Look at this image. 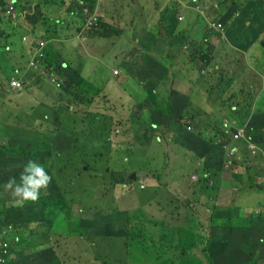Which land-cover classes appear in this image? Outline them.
Returning a JSON list of instances; mask_svg holds the SVG:
<instances>
[{
    "label": "rangeland",
    "instance_id": "374dc122",
    "mask_svg": "<svg viewBox=\"0 0 264 264\" xmlns=\"http://www.w3.org/2000/svg\"><path fill=\"white\" fill-rule=\"evenodd\" d=\"M3 1L5 8L13 7L11 17L15 21L6 22L5 11L1 10L0 32L11 33L13 27L17 26L16 34L12 36V41L17 39L16 43L14 46L10 45L8 51L11 59L10 67L19 65L24 69L27 49L24 48L23 43L20 44V35L35 37L39 33L40 26L43 27V31L45 28L50 31L46 40H42L47 43V51H54L52 29L54 28L56 33L61 31L59 26H54V21L60 19L70 23L68 20L55 18L58 14H67L68 10L63 3L55 7L49 0ZM106 1L109 3L108 6L112 4V0ZM224 2L225 0H197L192 6L191 2L184 0L181 5L185 18L182 23L187 29H192V32L187 33L188 37L185 41L193 43L194 52H200L193 53L194 60H192L189 52L183 50V44L179 43V59L175 57L171 59L172 72L169 74V79L172 82L176 81L177 72L186 67L188 72L194 73L196 83L203 84L204 81L209 90L207 99L202 93L203 103L198 106V111L177 114L175 122L168 120L159 128L153 127L154 129L146 131L141 129L137 132L139 122L130 120L120 111L121 104L124 105L125 102L121 95L130 85L135 87L137 81L134 77L126 79L124 76L126 71L120 77L114 76L115 71L119 72V67L116 65H120L121 61L115 60L109 53L101 57L99 63L90 61L85 63L84 58H76L78 56L73 50L62 49V55L54 52L59 63L71 61L73 64L70 67L75 74L72 85L62 91L45 84L37 76L35 82L31 87L28 86L23 94H9L2 97L0 149L4 151L9 147L10 150L9 155L0 151V159L4 160L0 163V212L6 211L0 216V240L7 244V249L3 253L4 261L0 264H50L55 258L61 264H152L147 258H142L138 254H136L138 261H135L131 254L128 256L125 237L91 236L86 239L63 236L59 233L50 236V244L42 248V245L46 244L44 237L49 236V232L58 227L61 217L51 227L49 222L51 209L42 210L40 205L23 208L27 202L22 205L17 204V197L13 196L10 189L4 187L10 176L17 174L18 177L29 160L45 164L49 173L51 171L53 173L54 184L43 189L41 196H48V188L60 183L62 192L58 189L59 193L67 204L71 203L73 213L82 218L106 216L108 212L114 211L105 201V196H113L114 208L124 211L121 214L114 213L121 219L128 216V212L125 211L141 207L150 217H156L157 214H160L161 218L166 217L163 219L169 225L166 226V231L174 232L176 235L173 226H184L188 219L198 216L199 235L209 238L213 236V211L217 207L225 208V211L231 212V215L240 213L245 233L256 243L259 259L264 261V228L250 231L252 221L260 217L251 209L257 206L259 201H264V150L257 144L259 142L264 145V130L261 129V125L264 127V73L260 75L261 71L253 66L255 58L251 60L254 68L250 64L252 54L261 49L264 40V36L259 33L264 24V0H249L247 4L245 0H236L234 8L229 11L226 10V6H231L234 0ZM156 3L160 4L161 1L157 0ZM107 5L103 7L105 17L101 20H107V17L114 14L112 7ZM44 6L47 7V11ZM239 7H242L240 15L237 13ZM63 12L65 14H62ZM250 12L255 14L248 15ZM233 14H237L240 24L236 28L230 27V33H236V37L229 39L232 41L228 40L227 35L223 39L217 33L208 30L207 22L210 19H219L225 28L227 23L235 20ZM110 19L113 20L111 17ZM72 24L76 29L78 21L73 19ZM248 24L251 26L246 27ZM101 30L102 28L97 26L92 33L96 34ZM108 32L105 34L107 39L101 40L104 49L107 46L111 47L118 40V36L114 34L115 25L110 26ZM154 32L160 34L163 39L175 41L174 34L168 37L159 27ZM3 41L0 43L4 44L5 40ZM243 44H246L247 48H244ZM5 46L8 47L7 44ZM166 57L165 54L161 55L163 61ZM153 59L157 62L155 58ZM79 60L81 63H77ZM206 63L211 64V68H207ZM122 68L129 70L125 64ZM213 70L216 71L214 75ZM80 71L83 72L82 80ZM145 79L149 81L153 77L148 75ZM219 82L222 83L220 86H218ZM179 85H185L190 92L189 86L181 80L177 81L176 89ZM210 85L217 88L211 90ZM163 106L165 112H170L169 104ZM106 116L113 118L111 134L108 138L112 144L108 143L107 147L113 157L112 165L109 164L112 170L92 173L88 170V174L85 172L87 168L80 165L79 172L82 169L84 171L82 173L58 175L54 172L53 170H57L58 162L67 157H62V154L56 156L54 152L59 148L56 150L52 148L60 147L64 153L68 152L71 158L72 154L84 148L79 143L89 139L98 142L97 133L103 128ZM14 125L17 126L16 129L23 130H19L21 139L11 138L10 128ZM240 126L247 129L248 142L256 149L248 151L242 148L239 160L228 167L230 172L219 176L212 174L213 170H208L210 164L207 163L211 153L207 138L212 139L213 132L220 130L229 135L237 131ZM185 127L184 138L182 131ZM54 132L55 144L47 146L45 140L51 141L50 135ZM133 144H139V149H134ZM73 147L75 151L72 150ZM138 152L141 153L140 156L146 158V161H139L137 169L139 171L131 177H139L140 183L135 185H142L145 192L140 198L133 194L137 186H134L129 194L125 189L113 192L114 186L110 182H118L119 174L127 176L131 173L132 167L135 166V161H132L131 157L133 153ZM144 162H147L146 169H150L148 172L142 169L141 163ZM204 168L207 170H199ZM232 173L238 177H234ZM194 176L197 180L192 179ZM216 182L219 190L213 189L212 184ZM148 191L155 199L141 200ZM116 227L117 225L102 226L101 229L114 230L117 229ZM153 232L152 229L151 233ZM250 251L247 247L242 253L249 254ZM194 252L199 255L197 249H194ZM220 255L222 264H233L231 261L228 263L223 254ZM151 259L156 262L161 261L162 257L153 253ZM195 262L199 264L197 259ZM175 264L182 262L177 260Z\"/></svg>",
    "mask_w": 264,
    "mask_h": 264
},
{
    "label": "trees",
    "instance_id": "16d2710c",
    "mask_svg": "<svg viewBox=\"0 0 264 264\" xmlns=\"http://www.w3.org/2000/svg\"><path fill=\"white\" fill-rule=\"evenodd\" d=\"M53 2L54 5L64 4V0H49ZM231 0H225L224 3H228ZM249 0H245V4H247ZM236 0H234L231 6H226V10L229 11L234 8ZM248 6V5H247ZM246 6V7H247ZM47 11V7H45ZM5 11V2L0 0V22L2 21V11ZM242 12V7H239L237 13L240 15ZM12 14V13H11ZM11 14L6 16V22L15 21L14 18L11 17ZM255 14V12H250L248 15ZM10 15V16H9ZM234 15V14H233ZM59 14L55 18H59ZM235 20L231 23H227L225 28L222 23L219 22V19H210L209 22L214 23L215 28L210 31L212 33H216L218 30H224L225 36L227 35L228 40L230 38L236 37V33H230V27L236 28L240 23L238 21L237 14L234 15ZM56 19L54 21V25L57 23ZM178 23V22H177ZM220 26V28H218ZM248 24L246 27H250ZM6 28V27H5ZM54 29V28H53ZM17 26L13 27V33H4L0 32V41L5 40V43H0V106L1 100L3 96L13 94L15 95V91L13 89H18L21 87H25L30 81L29 79L34 75L39 69H48V68H61V63L57 61V55H62V50L57 49L53 44L54 51H47V43L42 39L46 40V36L50 33L48 29L45 28L43 31V27L39 28V33L33 37L30 35L28 37H21L20 35V44L23 43L25 49H27V60L25 63V67L16 66L10 67L11 59L9 56V47L10 45H15L16 40L12 41V36L16 34ZM179 30L180 32H192V29L180 30L176 25L174 31ZM262 37L264 36V24L260 32ZM233 34V36H232ZM188 34L185 33V37ZM52 39L57 40L60 37L57 36V33L52 31ZM3 37V39H2ZM9 40V43L7 41ZM43 41V42H42ZM232 41V40H229ZM4 42V41H3ZM43 43V45H41ZM5 44L8 45L5 46ZM249 46V45H248ZM244 48H247L246 44H243ZM39 51L37 55L36 51ZM195 48L192 42L189 43V57L194 60L193 53L198 54L199 52H194ZM56 52V54L54 53ZM258 52V53H257ZM254 52L250 58V64L252 67V62L254 58V64L256 69H261L264 67V40L261 43V49L259 51ZM257 53V55H256ZM12 54L13 50H12ZM260 62V60H262ZM65 67L63 70V76L67 77H75L72 69L70 68L68 62H65ZM207 68H211V64L206 63ZM255 71V70H253ZM216 71L213 70V75ZM37 74V73H36ZM35 74V75H36ZM82 80V77H81ZM17 83L21 85L20 87H14L11 84ZM222 83L219 82L218 86ZM215 87V86H214ZM217 88V87H215ZM145 91V90H144ZM136 97V95H134ZM160 98V94L153 90H147L144 96V106H137L136 110L133 109V115L131 116V120L138 121V130L145 129H154L153 127H160L165 124L169 119L162 108V105L158 103ZM147 103V104H146ZM131 114V110L127 113V118H129ZM103 128L99 133H97L98 142H92V139H89L85 142H81V146H84L82 150H78L76 154L68 155L69 153H64L60 147H56L54 152L57 155L62 154V157L66 156L67 158H63L58 162L57 170H53L59 174H72V173H82L84 172L82 169L79 172L80 165L84 166L92 173V172H109L112 170L110 168L111 152L107 149L109 146L108 143L112 144V141L109 138L111 134V129L113 125V118L111 116H106L104 119ZM261 129L264 130V127L261 125ZM150 131V130H149ZM148 132V131H147ZM69 134V133H67ZM147 134V133H146ZM145 134V135H146ZM135 138V137H134ZM47 146H52L54 142H46ZM259 146H261L264 150V145L257 142ZM79 147V146H77ZM76 147V148H77ZM134 149H139V144H133ZM51 148V147H50ZM75 148L73 147L72 150ZM9 147L5 148V150H1L2 154H8ZM113 150V148H112ZM111 150V151H112ZM132 150V149H131ZM133 152V150H132ZM212 152V151H211ZM1 154V155H2ZM141 153H133V157H131L132 161H135V166L132 167L131 173L127 176H121L117 170L116 173L119 174L120 179L118 182L111 181L110 184L114 186L112 188L113 192L120 191L121 189H125L127 194L133 189L136 183H140L139 177L135 176L132 178L131 175L137 173L139 161H146V158L143 155L140 156ZM264 154V153H263ZM9 155V154H8ZM12 157V156H11ZM69 157V158H68ZM59 159V158H58ZM226 159V155L224 150L221 147L220 154L218 158L210 164L208 170H213L214 175H220L223 173V163ZM210 160V158H209ZM3 159H0V163H3ZM147 162L141 163L143 166L142 169L147 170ZM63 167V170L61 168ZM61 170V171H60ZM150 170V169H149ZM147 170V172L149 171ZM207 170V169H206ZM208 173V172H206ZM205 173V174H206ZM234 177H238V175H234ZM17 175V174H16ZM14 175V176H16ZM54 184L52 182L50 185ZM119 185V186H117ZM214 190H219L218 182L212 184ZM48 196H41L40 199L36 202H27L23 208H34L36 206H41L42 210L51 209L50 214V225L57 222L60 217L61 220L59 222L58 227L49 232V236L44 237L46 240V244L42 245V248H46L50 244V236L55 234H61L63 236H77L79 238H90L91 236H100V237H120L127 240L126 248L129 250V253H126L128 256L130 255L135 261H138L139 258L136 257L138 254L142 258H147L152 264H175L177 260H180L182 264H192L196 263L195 259L198 260L199 264H222L221 255L223 254L226 257V261L229 263L230 261L233 264H260L261 259H259V253L257 250L256 243L248 236L249 240L246 245V248H250L249 254L242 253V250L246 248L239 244L234 236H240L242 233H245L244 225L240 219V213H232L225 211V208H216L213 211V236L206 238L203 235H199L200 231L198 228V216H193L192 218L187 220L186 225L184 226H173L174 231L177 233L174 235V232H167L166 229L169 227L168 224L164 222L163 219L166 217L160 216L157 214L156 217H150L143 208L125 211L128 212L126 218L121 219L118 216H115L114 213L118 212L121 214L120 210H116L113 206L112 198L105 196V201L107 205L111 206L112 212H108L106 216L99 215L97 217H93L92 219L82 218L73 213L71 203H66L62 194L55 190H49ZM144 189L142 185L137 186L134 189V195L137 198L144 193ZM146 199H155L154 195L148 191L145 196L141 198V200ZM167 199V198H166ZM74 201H72L73 203ZM161 204V202H158ZM44 211V212H45ZM6 211L0 212V216L3 215ZM42 212V213H44ZM102 213V212H100ZM99 214V213H98ZM236 222V224H234ZM241 222V223H239ZM234 224V225H233ZM117 229L111 230H102L101 227L107 226H116ZM235 225H241L239 227ZM167 226V227H166ZM124 227V228H123ZM255 228H264V217L260 216L252 221V226L250 227V231H253ZM154 230L151 233V230ZM188 229V230H186ZM194 249L199 251V255L194 252ZM219 250V251H218ZM153 253H157L161 255V261H153ZM220 253V254H219ZM200 256V257H198ZM1 261L3 262V253L0 254ZM165 257H168L165 259ZM245 259L247 261L245 262ZM192 262V263H191ZM235 262V263H234ZM50 264H61L57 258L52 260ZM197 264V263H196Z\"/></svg>",
    "mask_w": 264,
    "mask_h": 264
},
{
    "label": "clouds",
    "instance_id": "9594fccd",
    "mask_svg": "<svg viewBox=\"0 0 264 264\" xmlns=\"http://www.w3.org/2000/svg\"><path fill=\"white\" fill-rule=\"evenodd\" d=\"M188 1L192 3V6H193V3L194 4L197 3V0H188ZM183 2L184 0H168L166 4L167 16H169V19L171 20H176L178 24H183L182 22L185 20L183 16V9L181 6L183 5ZM96 4H98V0H64V5L66 6L68 12L67 14H65V12L62 13L65 15L59 14L60 16L59 18L63 20L64 19L68 20L70 21V23H67L66 21H62L60 19L57 20V23L55 25L61 28V31L57 33V36H59L60 38L57 40L52 39L53 44L55 45L57 49L73 50L74 54L78 56L76 58H80V59L84 58V60L86 59V56L85 57H81V56L90 54L92 52L94 43L92 42L91 38L92 37L96 38V36L100 32L99 31L96 34H93L92 30L94 29V27H97V26L99 28H102V30L104 29V27H102L103 22L101 21V17L99 15L98 9H96L97 8ZM112 4L120 5L121 0H112ZM54 6L58 7L59 5L57 4ZM10 8H11L10 14L13 12V7L8 6L5 8V14H7ZM197 10H199V7L197 8ZM180 18H182V20H180ZM73 19L78 21V25L76 29L74 28V25L72 24ZM100 22H102V24ZM213 24L214 23H211L209 21L207 22L209 31L213 29V26L215 28V25ZM41 27L42 26H40L39 28ZM52 31L55 32L54 29H52ZM119 31H121V29L116 27V32L114 34H116L118 38L123 34L122 32H119ZM176 31H179V30H176ZM176 31L174 30L172 31L171 37L174 34L175 39L183 38V39H180V44H183V50L185 52H188L189 43L185 41L188 35L186 37L184 35L185 33H189V32H180V31L176 32ZM108 33L109 32L107 31L105 34H108ZM216 33L220 35L223 39L225 38L226 33L224 30H218ZM102 39H107L106 35ZM41 45H43V43ZM38 52L39 51L37 50L35 55H37ZM69 54H71V52ZM261 61H263V59L260 60V62ZM67 62L69 66H73L71 61H67ZM78 62H81V60H79ZM123 64L116 65L119 67V72L115 71L114 76L120 77V74H122L124 71L129 72V70L122 68ZM253 66L255 67L254 62H253ZM64 68H66L65 63L62 61L61 68H48L45 70L44 69L37 70L36 72H34V75H32V77L29 79L30 82L26 84L25 87L13 89L15 91V95L23 94L27 90L28 86L31 87V85L35 82L37 76L40 77L41 80H43L45 84L47 83L53 88H57V89L64 91V88L69 85H72V82H73L72 77L65 78L63 76L62 72ZM257 70L261 71L260 75L264 73V67L261 69H257ZM204 73L205 72L203 71V74ZM81 77L83 76L81 75ZM162 81L166 85V79H163ZM190 85L192 86V84ZM203 85L206 88V94L203 92V95L206 98L209 87L204 81H203ZM20 86L21 85H18L17 87H20ZM210 89L213 90L215 89V87L210 85ZM176 90L182 91L184 93H189L185 85L177 86ZM184 93L172 90L170 92V96L167 98L166 101L164 102L162 100L158 101V103L162 105L163 109H164V106H163L164 104H167V105L169 104L170 112H165V113L167 115V118L173 122L177 120V117L175 115L177 114L183 115V114L193 112L191 110H188V108L190 107V102L187 100L186 95ZM179 102H180V106L178 105ZM136 108L137 106L134 107V109ZM16 128L17 126L15 125L12 128H10L11 138L21 139L19 130H22V129L18 130ZM185 130H186V127L182 131L183 137L185 136ZM226 135L227 133L225 131L220 130V131L213 132L212 139L207 138L209 148L212 151L207 158V163L212 164L218 158L221 147L225 152L226 159L224 160V163H223V174L225 172H230L228 167L233 165L237 160H239L241 156L242 148L248 151H254L256 149V147L253 144L248 142L247 129H245L244 126H240V128L237 131L232 132L229 135H227L228 138L226 137ZM50 136L52 137L51 141L46 139L45 142H54V140L56 139L55 132L51 134ZM52 149L54 150L55 148H52ZM206 169L207 168L199 169V170H206ZM50 173L52 175H50ZM50 173L46 169L45 164L40 163L39 161H36V160H29L23 166L22 171L19 173L18 177L10 176L8 180L4 183V187L6 189H10L12 191L13 196L17 197V200H16L17 204L22 205L25 202H36L40 199L42 190L50 186V183L52 182L53 173L52 171ZM192 179L197 180L196 176H194ZM48 189L55 190V191H58V189H60V191L62 192L60 183ZM234 237L236 238L239 244L243 245L246 248V245L249 240L248 235L246 233H242L240 236L238 237L234 236ZM5 249H7V244L4 241L0 240V254L4 253ZM1 260L2 259L0 257V261ZM3 261H4V254H3Z\"/></svg>",
    "mask_w": 264,
    "mask_h": 264
},
{
    "label": "crops",
    "instance_id": "0c3cea01",
    "mask_svg": "<svg viewBox=\"0 0 264 264\" xmlns=\"http://www.w3.org/2000/svg\"><path fill=\"white\" fill-rule=\"evenodd\" d=\"M156 1L121 0L120 5L111 4L108 6L107 4L109 3L106 0H98V4H96L97 8L95 7L98 9L101 19L105 17V9L103 7L105 5L112 7L114 14L110 15V17L113 20L110 17H107V20H101L104 29L99 32L96 38H91L94 47L90 54H86L85 63L87 61L99 63L102 60L101 57L109 53L114 55L115 60L121 61L120 65L123 63L126 65L129 72L124 75L125 78L129 79L130 77H134L137 81L135 87L130 85L121 95V98L126 99V101L124 102L125 107L121 104L120 111L127 115L131 110L130 120L134 107L145 105L144 96L147 90L151 89L156 91L157 94L159 93L160 98L158 99L164 102L170 96L172 90L184 93L176 90L175 87L177 81L181 80L189 86L188 89L190 92L184 94L190 102L188 110L193 112L198 111V106L203 103L202 93L204 92L206 94L205 86L202 83H196L194 73L188 72L186 67H183L177 72L178 78L176 81H170L169 74L172 72L170 64L173 62L171 59L173 57L177 60L179 59V43L180 39L183 38H177L175 41L166 38L163 39L160 34L157 35L154 31L159 27L170 37L176 25L178 28L186 27L184 24H178L176 20L169 19L166 10L168 0H159L161 1L160 4H157ZM112 25L120 28L121 31L119 32L123 34L111 47L107 46L104 49L101 40L108 31V28ZM162 54L167 55L165 61L161 59ZM80 73L81 75L83 74L81 71ZM148 75H151L153 79L149 81L145 79ZM163 79H167V86L163 83ZM252 210H254L255 214L264 217V201H259L258 205L253 207ZM235 226L239 227L241 225ZM260 264H264L262 259Z\"/></svg>",
    "mask_w": 264,
    "mask_h": 264
},
{
    "label": "built area",
    "instance_id": "2783aa9c",
    "mask_svg": "<svg viewBox=\"0 0 264 264\" xmlns=\"http://www.w3.org/2000/svg\"><path fill=\"white\" fill-rule=\"evenodd\" d=\"M10 11H11V8H10L9 11L7 12V14H10ZM180 20H182V18H180ZM218 28H220V26H219ZM11 85L14 86V87H17V86H18L17 83H12Z\"/></svg>",
    "mask_w": 264,
    "mask_h": 264
}]
</instances>
